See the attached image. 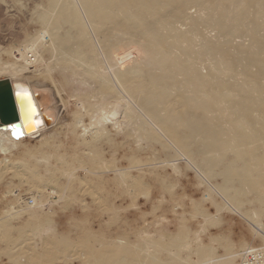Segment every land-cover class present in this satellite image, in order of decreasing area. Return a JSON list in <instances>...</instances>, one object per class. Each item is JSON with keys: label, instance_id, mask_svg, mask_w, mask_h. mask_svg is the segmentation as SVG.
Here are the masks:
<instances>
[{"label": "bare ground", "instance_id": "bare-ground-1", "mask_svg": "<svg viewBox=\"0 0 264 264\" xmlns=\"http://www.w3.org/2000/svg\"><path fill=\"white\" fill-rule=\"evenodd\" d=\"M42 2L44 8L36 4L34 14L40 27L35 42L0 52V80L10 81L14 101L22 103L28 118L34 111L33 119L19 127L0 126V152L16 150L0 159V181L15 183V188H6L10 208L0 216L6 261L205 264L208 255L190 250L191 237L200 231L196 228L212 219L205 199L195 202V197L192 209L188 207L192 211L187 215L199 219L192 218L195 230L184 220L186 215L174 234L163 231L158 238L153 237L157 231L153 236L146 232L165 220L152 219V214L149 219L148 214L166 196L156 198V204L149 199L155 195L152 190H170L168 183L182 173L184 159L186 167L202 170L197 172L201 180L204 174L207 182L217 181L213 189L230 201H236L242 186L254 191L262 183L264 0ZM253 5L257 17H251L258 22L249 20ZM248 40L250 47L244 50ZM24 138L35 142L18 147ZM15 189L22 194L15 196ZM28 198L35 207L24 203ZM213 201L220 212L224 203L220 208ZM171 202L173 209L178 207ZM254 203L264 216V196ZM168 207L161 208L164 212ZM130 210L141 214L135 229L129 215L124 216ZM50 212L70 216L69 232L57 231ZM122 214L127 223L119 227ZM171 222L164 226L172 228ZM114 225L119 227H114L116 235L110 233ZM257 226L264 238V227ZM103 228L115 236L108 239ZM248 247L240 246L222 261L207 262L238 264L244 252L260 249Z\"/></svg>", "mask_w": 264, "mask_h": 264}, {"label": "rangeland", "instance_id": "rangeland-1", "mask_svg": "<svg viewBox=\"0 0 264 264\" xmlns=\"http://www.w3.org/2000/svg\"><path fill=\"white\" fill-rule=\"evenodd\" d=\"M40 0H0V52L1 53H3V51L6 49L7 51H10L12 48H14V47H17L18 46V48H23V47H25L26 45H28L29 43L31 44L32 42H35V40H36V38H37V34L39 33V29H38V24H37V16H35V15H38L37 13H35V9L37 10L38 9V4H39V8L41 7V9L42 8H44V5H43V2H42V0L39 2ZM37 4V5H36ZM255 5H253L250 9H251V13H250V16H249V20H253L255 17H251V16H254V14L256 13V12H254V13H252L253 11H254V7ZM38 10V11H43V10ZM34 10V11H33ZM253 10V11H252ZM255 10H256V8H255ZM38 11H36V12H38ZM257 11V10H256ZM39 13V12H38ZM35 14V15H34ZM34 15V16H33ZM255 16H256V14H255ZM257 17V16H256ZM35 19V20H34ZM256 20H255V22H258V19L257 18H255ZM251 24H249L248 26L249 27H252V25L250 26ZM40 28V27H39ZM38 32V33H37ZM34 37H36V38H34ZM200 37V36H199ZM45 41H48V39H49V37L47 36V35H45ZM201 39V38H200ZM199 39V40H200ZM246 39H249V37H246ZM245 39V40H246ZM25 40H27V43L24 45V44H22V43H25L26 41ZM247 42V43H246ZM221 43V42H220ZM245 43V47H244V50H246L247 48H249L250 46H249V40L248 41H245L244 42ZM21 44H22V46H21ZM216 44L217 45H219V40H218V43H217V41H216ZM19 45H20V47H19ZM249 47H248V46ZM220 46V45H219ZM12 47V48H11ZM228 47H226V49H227ZM14 49H16V48H14ZM232 49V48H231ZM5 50V51H6ZM235 50V51H234ZM238 50H240V49H238V48H233L232 50H231V52H237ZM243 50V49H242ZM4 51V52H5ZM19 142H18V147H21V146H31V145H33L34 144V142H35V140H32V139H29V138H24V139H21V140H18ZM21 141V142H20ZM33 141V142H32ZM21 144V145H20ZM16 150H7L6 152L7 153H1L0 152V159L2 158V157H9L11 154H13L14 152H15ZM15 155V154H14ZM182 159H184V158H182ZM183 161V160H182ZM181 161V164H180V167H181V169H185V171H184V169L181 171L182 173H180V175L179 176H177L176 178H177V180H174V179H176V178H174L173 180H172V182L170 181L168 184H169V189L170 190H168L167 192H171V190H174L173 192H171V194H173V193H175L176 192V194L174 195H171L170 194V192L169 193H167V192H165L164 194H159V193H157L156 194V192L154 191V190H152L151 191V194L152 195H154V196H156V197H154V196H152L150 199H149V203H152V202H154V204H156L157 203V201H159L161 198L163 199L165 196V198L163 199V200H161V201H159V203H157L158 205H157V208H155L154 209V211H152V212H150V214H148V218H149V215H151L150 216V218H152V217H154L155 219H162L163 218V220H165V223L166 222H173V219H174V223H175V225H174V227H173V225H172V222H171V226H172V228H170V224L169 225H167V226H164V224H163V222H161V223H159V225L158 226H150V227H152V228H150L149 227V229L147 230L148 232H146V233H148V234H150L151 236H153V233L155 232V231H157V232H159V233H157V232H155V236H153V237H156V238H158L157 236H159L163 231L165 232V231H171V233L170 234H174L175 233V229L177 228V227H175V226H177L178 224L177 223H179L178 222V220L181 222V220H183L185 217H186V215L187 214H189L192 210H189V208H191L192 209V207H193V204L191 203V202H197L199 199H200V201L204 198L205 200H202L203 202H204V205H205V207H206V209H208L209 210V214H208V216H210L212 219H213V222H212V219L210 220V222L209 223H204L202 226H199V227H195V222H193L194 220H196V221H198L199 219H197V218H193V216L192 215H187L188 217L186 218V219H184V220H188L189 219V221H183V222H186V223H188L189 222V224H187V225H189V226H192L191 228H196V230H195V228H194V230L195 231H199V232H196L197 234H196V237H197V235H198V233H199V235H198V237L196 238H194V236L193 237H191V239H192V244H191V247L192 248H190V250H193V251H195V252H204V255L206 254V255H208L206 258L204 257V259L205 260H207L209 263H212V262H219V261H222V260H224L225 258H227V256L231 253V252H233V251H236L237 249H239L240 248V246H244V245H247V246H249L248 248L249 249H254V248H262V246L264 245V238L262 237L263 235H262V233H261V231L260 230H258L260 227H258L257 225L258 224H260V225H262L263 227H264V216H260V212H258V211H260L259 210V208H258V206L257 205H255V203H254V199L255 198H257L258 196H260V195H263L264 196V178L262 179V183L258 186V188H257V190H251V188L249 187V186H247V185H245L244 187L242 186L241 188H240V193L241 194H238L239 196H241V198L238 196V198L236 199V201H230V199H228L227 197H222L221 196V193H219L218 191H217V189H213V188H215V182L216 183H218L217 181H212V182H214L213 184H212V182L211 181H209V179H208V181L209 182H207V180L206 179H204V174H203V180H201L200 178L202 177V173L201 174H199L200 172H202V170H200V172L199 171H197V172H199V173H197L196 171H195V169L196 168H198V167H194L193 168V170H192V167H186L187 165H188V161H186V159H184V162H182ZM185 163H187V165H185ZM183 166V168H182V166ZM186 168H187V171H186ZM188 170H190V171H188ZM196 170H199V168L198 169H196ZM189 172H190V174H191V172H192V174L190 175L189 174ZM195 173H197L196 175H198V178H197V176L195 175ZM185 174H186V176H185ZM185 177H183V176ZM201 176V177H200ZM196 177V178H195ZM195 178V179H194ZM199 179H200V181H199ZM180 182H179V181ZM183 180V181H182ZM199 182H198V181ZM205 180V181H204ZM175 182H178V183H181V184H179L178 185V183H176L175 184ZM171 183V184H170ZM200 183V184H199ZM205 185H204V184ZM177 185L176 187L178 188V186H179V188L180 189H177L176 187L174 188V186H172V185ZM196 184H199V187H198V185L196 186ZM202 184H203V186H202ZM6 185H8L7 187H6ZM207 185H209V186H211V187H208V189H207ZM15 188V183L14 182H9V181H5V180H2V181H0V216H1V214L3 213V212H5V211H7L8 210V208H10V206L7 204V202L5 201L6 200V192L5 191H7V189L8 188ZM173 187V188H172ZM198 187V188H197ZM203 187V188H202ZM7 188V189H6ZM202 188V189H201ZM5 189V190H4ZM201 189V190H200ZM203 189H205V190H203ZM210 189L212 190V191H214V192H212V191H210ZM216 190V191H215ZM154 191V192H153ZM178 191V192H177ZM204 191V192H203ZM206 191V192H205ZM208 191V192H207ZM200 192V193H199ZM204 194H203V193ZM211 192L212 193H215V194H211ZM218 192V194H216ZM207 193V194H206ZM21 195L22 194V192L20 191V190H18V189H15V192H14V195L15 196H17V195ZM179 196H178V195ZM202 194V195H201ZM205 194H206V197H204L205 196ZM158 195V196H157ZM164 196V197H161V196ZM183 195V196H182ZM211 195V196H210ZM212 195H214V196H212ZM217 195V196H216ZM149 196H150V194H149ZM169 196H173L172 197V199H171V197L168 199V197ZM201 196V197H200ZM210 196V197H209ZM216 196V197H215ZM221 196V197H220ZM3 197V198H2ZM160 197V198H159ZM183 198V200H182V198ZM186 197V198H185ZM190 197V198H189ZM196 197V198H195ZM211 197H213V198H211ZM156 198H157V201H155L156 200ZM180 198H181V202H177V199L178 200H180ZM188 198V199H187ZM195 198V199H194ZM202 198V199H201ZM206 198H208V199H210V200H208V199H206ZM216 198H217V200H219V201H217L216 200ZM222 198V199H221ZM223 198L225 199V200H223ZM186 199V200H185ZM193 199H194V201H193ZM213 199H214V201L216 200V202H214L213 201ZM240 199V201H238ZM53 201H58V199H52ZM150 200L152 201V202H150ZM190 200V201H189ZM228 202H227V201ZM143 201V202H142ZM167 203H166V202ZM170 201H172V202H174V201H176L175 203H178L179 205H178V207H176V208H172L171 206V204H170ZM207 201H210V203L209 202H207ZM212 201L214 202V203H218V205L220 204L221 206H219L220 208L223 206V203H224V206L221 208V211H223V212H219L218 211V209H216V208H214L215 206H213L212 205ZM223 201V202H222ZM230 201V202H229ZM26 202V203H25ZM140 202H142V203H140ZM164 202H165V204H164ZM171 202V203H172ZM238 202V203H237ZM24 203L27 205V206H29V207H35L36 205V202L33 200V199H31V198H28V199H26V200H24ZM143 204V203H145L144 202V200H140L139 202H138V204ZM163 205H162V204ZM181 203V204H180ZM239 203H240V205H239ZM139 204V205H140ZM167 204V205H166ZM183 204H185V206L187 207H185ZM190 204V205H189ZM210 204V205H209ZM8 205V206H7ZM32 205H34V206H32ZM161 205V207L163 208V210L164 209H166V207H168L169 208V210H165L164 212H163V210H162V208L161 207H159ZM180 205H183L182 207L184 208H186L187 210H185L184 211V209H182V207H180ZM239 205V206H238ZM150 205H148V207H149ZM165 206V207H164ZM192 206V207H191ZM207 206H208V208H207ZM210 206V207H209ZM227 206V207H226ZM257 206V207H256ZM140 207H142L143 209H144V206H141L140 205ZM189 207V208H188ZM211 207H212V209H211ZM161 208V209H160ZM179 210H178V209ZM214 208V209H213ZM224 208V209H223ZM158 209V210H157ZM172 209V210H171ZM180 209H182V210H180ZM158 211L159 213H157L158 215H160L161 216V218H160V216H157V214L156 213H154V212H156V211ZM176 210V211H175ZM178 210V211H177ZM189 210V211H188ZM208 210H206V211H208ZM220 210V209H219ZM164 213H162V212ZM166 211H167V213H166ZM188 211V212H187ZM218 211V212H217ZM136 211L135 210H133V211H129V212H126V213H124V216H128L127 218H128V223H129V225H132L133 227H134V229L136 228V225H137V223L140 221L139 219H140V217H139V219H135V218H137L138 216L137 215H141L140 213H138V211H137V213H135ZM179 212V213H178ZM185 212V214L184 215H182L183 213ZM51 214H50V216L52 215V212H50ZM75 213H78L80 216H81V213H79V212H75ZM75 213H72L73 214V216H75V218H77V217H79V215L78 214H75ZM130 213H132V215H130ZM154 213V214H153ZM163 214V216H162V214ZM176 213V215L177 216H175L174 214ZM180 214V213H182L181 215H178V214ZM55 214V213H54ZM53 214V215H54ZM136 214V215H135ZM166 214V216H168V218L167 219H165L164 217V215ZM169 214V215H168ZM170 214H171V216H170ZM191 214V213H190ZM214 214H216V215H214ZM217 214H219V215H217ZM214 215V216H213ZM67 218H66V217ZM69 215L68 214H66V213H62V212H57L56 213V215H54V216H51V218L52 217H54V218H52V219H54L53 220V223L55 224V225H53L56 229H57V231H60V232H67L68 231V228H67V226H66V224H67V221L68 222H70L69 220H70V216L68 217ZM92 217L94 216V215H91ZM130 216H132V219H130L131 217ZM137 216V217H136ZM173 216H175L174 218H173ZM185 216V217H184ZM190 216H192L191 218H189ZM216 216V217H215ZM124 218L123 217V214H122V216L120 217V223H118V225H119V227H121V226H123V224H125L124 222H126V220H127V218ZM171 217V218H170ZM178 217V218H177ZM181 217H183V218H181ZM69 218V219H68ZM123 218V219H122ZM137 221V222H135V220ZM149 218V219H150ZM154 218H152V219H154ZM170 218V219H169ZM180 218V219H179ZM192 218L194 219V220H192ZM215 218V219H214ZM251 218V219H250ZM68 219V220H67ZM125 219V220H124ZM172 219V220H171ZM190 219L192 220V222L190 221ZM123 220V221H122ZM127 223V222H126ZM134 223H136V224H134ZM194 223V224H193ZM167 224V223H166ZM165 224V225H166ZM194 226H193V225ZM14 225H16V223L14 224ZM18 226H19V224H17ZM15 226V227H18V226ZM117 225V224H116ZM116 225H114V226H110V228H112L113 229V231H112V229H111V231L112 232H110V228H103V234H107V236L109 237H107L108 239H110L112 236H115L116 235V230H117V228H119V227H117L116 228ZM164 226V227H161V226ZM114 227H115V229H114ZM132 227V228H133ZM159 227H160V229H159ZM165 227H167V228H165ZM205 227V228H204ZM153 228H156V230L155 229H153ZM157 229H159L160 231H158ZM163 229V230H162ZM169 229H173V232H172V230H169ZM199 229V230H198ZM202 229V230H201ZM100 230V231H101ZM175 230V231H174ZM193 230V231H194ZM96 231H99V229L97 230L96 229ZM69 232V231H68ZM109 232L110 233H114L115 235H112V234H109ZM259 233L261 234V236L259 235ZM157 234H159V235H157ZM258 236H257V235ZM70 235L73 237V238H75V237H77L76 235H75V232L74 231H72L71 233H70ZM110 235V236H109ZM157 235V236H156ZM167 238L165 239V241L166 240H168L169 241V236H166ZM155 238V239H156ZM195 246V247H194ZM4 248H2V247H0V264H11V262L10 263H8L9 262V260L6 258V256H5V253H4ZM197 249V250H196ZM233 249V250H232ZM227 254V256H225ZM205 255V256H206ZM165 257L167 258V256H165V255H160L159 256V258L160 259H162V260H164L165 259ZM7 259V261H6V259ZM204 259H203V261L202 262H204ZM240 260L241 259H239L238 258V264H240ZM205 262V264L207 263V264H209L208 262ZM4 262V263H3Z\"/></svg>", "mask_w": 264, "mask_h": 264}, {"label": "water", "instance_id": "water-1", "mask_svg": "<svg viewBox=\"0 0 264 264\" xmlns=\"http://www.w3.org/2000/svg\"><path fill=\"white\" fill-rule=\"evenodd\" d=\"M21 97V93H17ZM21 102H25L24 95L20 98ZM27 112H29L27 110ZM30 113V112H29ZM34 111L30 114V118L26 115V110L23 109L22 103H15L12 93L11 83L7 79L0 80V126L14 125L19 127L21 123L29 122L33 119ZM13 136L16 135L13 133ZM23 135H19L18 138Z\"/></svg>", "mask_w": 264, "mask_h": 264}, {"label": "built area", "instance_id": "built-area-1", "mask_svg": "<svg viewBox=\"0 0 264 264\" xmlns=\"http://www.w3.org/2000/svg\"><path fill=\"white\" fill-rule=\"evenodd\" d=\"M240 264H264V248L244 252Z\"/></svg>", "mask_w": 264, "mask_h": 264}]
</instances>
